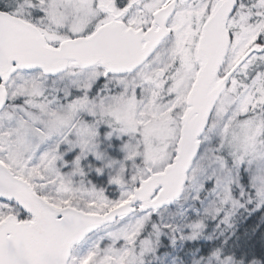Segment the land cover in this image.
Wrapping results in <instances>:
<instances>
[{"label": "snow or ice", "instance_id": "6c2138e0", "mask_svg": "<svg viewBox=\"0 0 264 264\" xmlns=\"http://www.w3.org/2000/svg\"><path fill=\"white\" fill-rule=\"evenodd\" d=\"M0 264H264V0H0Z\"/></svg>", "mask_w": 264, "mask_h": 264}]
</instances>
